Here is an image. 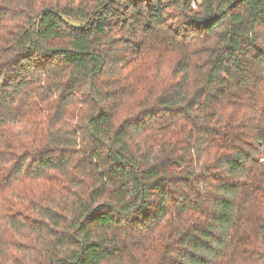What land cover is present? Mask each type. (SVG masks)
Instances as JSON below:
<instances>
[{"label":"trees","instance_id":"trees-1","mask_svg":"<svg viewBox=\"0 0 264 264\" xmlns=\"http://www.w3.org/2000/svg\"><path fill=\"white\" fill-rule=\"evenodd\" d=\"M0 264H264V0H0Z\"/></svg>","mask_w":264,"mask_h":264}]
</instances>
